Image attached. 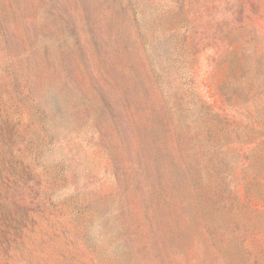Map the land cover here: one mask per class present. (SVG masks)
<instances>
[{"label":"rangeland","instance_id":"obj_1","mask_svg":"<svg viewBox=\"0 0 264 264\" xmlns=\"http://www.w3.org/2000/svg\"><path fill=\"white\" fill-rule=\"evenodd\" d=\"M0 17V264H264V0H0ZM140 144L155 208L112 174ZM158 222L173 236L141 248Z\"/></svg>","mask_w":264,"mask_h":264},{"label":"trees","instance_id":"obj_2","mask_svg":"<svg viewBox=\"0 0 264 264\" xmlns=\"http://www.w3.org/2000/svg\"><path fill=\"white\" fill-rule=\"evenodd\" d=\"M1 22H2V19L0 17V39L2 37ZM7 73H8V77L3 79V82H4L3 86H4L5 90H7L9 93L10 92L9 90H12V88L15 87L16 84L18 85V80H19L20 75L14 67H13L11 72L7 71ZM29 81H30L29 76H26L25 79L23 80V89L20 91V93H23V95L27 97V101H26V104H24V108L33 109L36 106H40L41 104L39 102H37L33 96H30L31 95V84ZM10 86H12V88H10L8 90V88ZM10 106H11L10 103L7 102L5 107L7 109H9ZM101 117H102L101 111H97V114L95 117L96 121L92 122V124L96 128V131L99 133L100 137H102L104 134V132L102 130V126L100 125V122H97L98 119ZM135 150H136L138 158H139V165L140 166L139 165L138 166L137 165L132 166V168H131L132 173H133V174L131 173L132 177H131L130 173L127 172L128 166H126V164L123 161H120L116 157L111 159V161H112V174L114 175V177L116 179V186H118V187L122 186L124 190L130 191L129 192L130 194H131V191L134 190L135 196L129 200V206H132L134 204V207H136V205L139 203H144V204L148 203L149 205H153L154 208L158 207L164 201L163 194H162V191H163L162 184L160 183L159 180H157V181L153 180V178L151 176V172H150V170H148V167H149L148 158H147V155H145V153L143 152V148L141 149V144L136 146ZM31 151H32V148L30 149V152ZM183 165H184L185 170L187 172H189V174H191L193 172V170L197 171L199 169L198 167H196V165L193 168V162L184 161ZM33 168H34V162H32V161H31V163L29 162L27 164H23L22 174L25 176L27 175L28 180L30 179V174H31ZM138 169H141L143 171L145 170V176H144L145 180L143 178H140V174L138 172ZM183 173L185 175L184 171H183ZM182 176H183V174H182ZM188 181H189V184H191L192 178L191 179L188 178ZM185 183H186V180H185ZM144 184L149 185L148 191H144ZM131 187H132V189H130ZM193 187H194V181H193L191 186L188 185V190L192 191ZM36 199H37L35 201L36 208L39 207L40 205H44L46 203L43 195L39 196V197L37 196ZM187 204H189V203H186L184 205V207H186ZM136 230L137 231H134V233L136 235L138 234V235L143 236L145 238V241L142 244H140L141 248H146L149 241L150 242H155V241L157 242V241H159V239H161L165 242V240H169L173 236V232H174V230H172L171 228H169L167 226L162 225L160 222L154 223V224L151 223L150 231L144 230V231L140 232V230H138V229H136ZM79 231L81 232V236H80L81 241L80 242L85 245L87 240H89V236L87 237V235H88L87 230L81 229ZM83 231H85L84 234H83ZM82 234H83V238H82ZM86 237H87V239H86ZM126 245L122 244V248L123 247H130L131 248V245L130 246H126ZM171 245H173V244L170 243L167 245V247L169 248ZM123 249H125V248H123ZM166 255L168 256L167 250H166ZM169 263L172 264L171 261H169ZM169 263H166V264H169Z\"/></svg>","mask_w":264,"mask_h":264}]
</instances>
